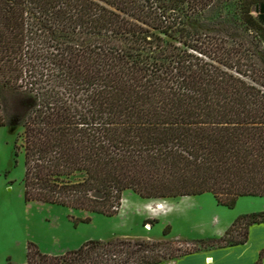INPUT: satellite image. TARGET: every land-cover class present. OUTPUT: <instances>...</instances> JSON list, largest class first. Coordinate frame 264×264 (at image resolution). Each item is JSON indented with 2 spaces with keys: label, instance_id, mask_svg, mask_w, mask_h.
Listing matches in <instances>:
<instances>
[{
  "label": "trees",
  "instance_id": "1",
  "mask_svg": "<svg viewBox=\"0 0 264 264\" xmlns=\"http://www.w3.org/2000/svg\"><path fill=\"white\" fill-rule=\"evenodd\" d=\"M218 1L0 0V101L10 86L28 103L15 152L25 202L114 216L127 190L210 193L228 208L264 196L261 61L189 27ZM239 2L260 47L264 0ZM261 222L264 211L242 214L201 242L242 244ZM161 248L115 237L50 254L29 241L25 264H157L194 251L166 257Z\"/></svg>",
  "mask_w": 264,
  "mask_h": 264
},
{
  "label": "rangeland",
  "instance_id": "2",
  "mask_svg": "<svg viewBox=\"0 0 264 264\" xmlns=\"http://www.w3.org/2000/svg\"><path fill=\"white\" fill-rule=\"evenodd\" d=\"M206 14L191 16L189 27L194 35L220 37L228 46L249 47L256 51L253 62L261 61L264 70V44L255 46V32L239 16V0H219ZM264 34V25L260 29ZM206 39V38H205ZM206 39V40H207ZM264 41V39L262 38ZM241 44V45H240ZM259 55V56H258ZM260 57L259 59H256ZM252 61V59H251ZM0 101V264H25L29 241L50 254L74 249L90 239L109 240L127 237L134 241L158 243L166 257L180 251H202V243L223 224L255 208L258 202L238 198L233 208L219 205L212 194L167 199H143L131 190L124 192L119 213L114 216L88 213L23 198L24 154L17 155L22 129L17 122L27 108L26 96L6 86ZM164 208L158 209L157 205ZM90 217L89 222L83 219ZM155 220L153 225L146 223ZM170 226L169 233L162 231ZM169 259L163 260L164 262Z\"/></svg>",
  "mask_w": 264,
  "mask_h": 264
},
{
  "label": "crops",
  "instance_id": "3",
  "mask_svg": "<svg viewBox=\"0 0 264 264\" xmlns=\"http://www.w3.org/2000/svg\"><path fill=\"white\" fill-rule=\"evenodd\" d=\"M2 127V126H0ZM242 198H251L258 202L257 206L246 213L264 211V196H243ZM233 220L223 224L217 229L216 233L211 236H221L230 226ZM264 248V222L254 223L249 226L248 238L245 243L210 247L199 254L196 251L182 255L175 259L157 264H264V258L260 261L259 253Z\"/></svg>",
  "mask_w": 264,
  "mask_h": 264
},
{
  "label": "bare ground",
  "instance_id": "4",
  "mask_svg": "<svg viewBox=\"0 0 264 264\" xmlns=\"http://www.w3.org/2000/svg\"><path fill=\"white\" fill-rule=\"evenodd\" d=\"M157 208H158V209L164 208V205H163V204H158V205H157Z\"/></svg>",
  "mask_w": 264,
  "mask_h": 264
}]
</instances>
